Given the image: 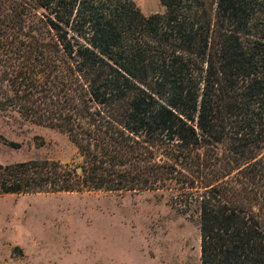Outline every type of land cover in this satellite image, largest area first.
Listing matches in <instances>:
<instances>
[{"label":"trees","instance_id":"trees-1","mask_svg":"<svg viewBox=\"0 0 264 264\" xmlns=\"http://www.w3.org/2000/svg\"><path fill=\"white\" fill-rule=\"evenodd\" d=\"M0 0V113L83 157L0 161V193L171 191L200 264H264V0Z\"/></svg>","mask_w":264,"mask_h":264},{"label":"rangeland","instance_id":"rangeland-1","mask_svg":"<svg viewBox=\"0 0 264 264\" xmlns=\"http://www.w3.org/2000/svg\"><path fill=\"white\" fill-rule=\"evenodd\" d=\"M135 2L147 14L165 9L160 0ZM43 159L78 172L83 162L66 132L0 113V161ZM89 186L75 192L0 193V264H45L47 243L57 248L59 235L72 233L76 223L81 230L95 222L112 226L115 237L123 238V252L112 264H200L198 215L173 206V192Z\"/></svg>","mask_w":264,"mask_h":264},{"label":"crops","instance_id":"crops-1","mask_svg":"<svg viewBox=\"0 0 264 264\" xmlns=\"http://www.w3.org/2000/svg\"><path fill=\"white\" fill-rule=\"evenodd\" d=\"M96 223L83 226L81 230L76 223L72 233L66 236L64 234V237L59 235L57 248L50 247V242L47 243L48 251L44 252L47 254L45 264L115 263V254L119 250L123 252V238L115 237L112 226H99Z\"/></svg>","mask_w":264,"mask_h":264},{"label":"water","instance_id":"water-1","mask_svg":"<svg viewBox=\"0 0 264 264\" xmlns=\"http://www.w3.org/2000/svg\"><path fill=\"white\" fill-rule=\"evenodd\" d=\"M79 171H80V172L82 171V168H81V167L79 168Z\"/></svg>","mask_w":264,"mask_h":264}]
</instances>
